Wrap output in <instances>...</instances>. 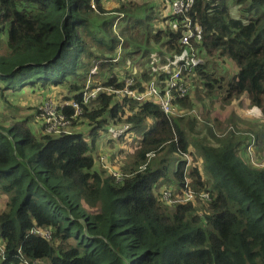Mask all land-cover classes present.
<instances>
[{
  "label": "trees",
  "instance_id": "trees-1",
  "mask_svg": "<svg viewBox=\"0 0 264 264\" xmlns=\"http://www.w3.org/2000/svg\"><path fill=\"white\" fill-rule=\"evenodd\" d=\"M103 1L0 0V194L7 198L0 264H264V167L246 159L229 134L220 138L202 125L200 137L197 121L187 119H198L188 108L190 92L176 95L180 115L170 117L154 102L101 92L92 101L97 106H84L82 118L73 120H86L87 133L49 134L43 124L35 126L37 114L9 113L19 108L8 92L26 88H64L63 100L81 102L87 88L122 90L126 76L142 91L153 80L149 72L130 66L119 74L120 61L129 43L137 55L141 46L162 42L179 58H191L185 53L195 49L206 61L231 60L237 72L228 78L210 74L205 62L189 69L205 79L207 97L230 105L245 95L264 116V0H192L190 46L180 45L181 26L155 29L147 4L109 12ZM132 9H144L145 19L135 11L125 16ZM127 18L116 32L115 24ZM149 119L154 124L134 162L120 169L122 179L99 166L94 151L105 126L114 124L119 136L126 126V136ZM195 153L201 165L192 167L186 157ZM186 186L209 199L162 200L164 190L182 196ZM37 229L51 230V239L33 234Z\"/></svg>",
  "mask_w": 264,
  "mask_h": 264
},
{
  "label": "rangeland",
  "instance_id": "rangeland-1",
  "mask_svg": "<svg viewBox=\"0 0 264 264\" xmlns=\"http://www.w3.org/2000/svg\"><path fill=\"white\" fill-rule=\"evenodd\" d=\"M143 4L148 3L147 7L150 8L149 12L153 17L150 18V22H155V29L166 30L167 24L164 22L162 17H166L165 13L159 8L160 0H135ZM146 1V2H144ZM104 2V1H103ZM130 3L128 0H109L108 4L103 3L107 11H111L116 6H121L122 4ZM136 3V2H132ZM232 4V3H231ZM152 6V7H151ZM133 11L140 14L138 17L145 19L146 12L144 9L138 11V9H132L130 12H126L125 16H132ZM119 16H124L119 14ZM157 18V19H155ZM131 22L134 20L130 19ZM128 23L127 20H119L114 27L116 32H119L120 26H125ZM133 23L131 24V26ZM136 29H133L132 32H135ZM141 30V29H140ZM128 35V34H127ZM141 35V33L139 34ZM164 41V40H163ZM136 43L137 42H133ZM159 43L156 47L152 46L150 49H144L141 46V53L137 55L130 53L132 49V44L129 43V47L126 51L125 58L121 59V65L119 74H125V71L130 69V66H133L134 70L139 73L149 72V77L154 80L158 79L161 74H163L167 69H174L178 67V62L182 59L179 58V55L169 53L166 48ZM150 52V53H149ZM186 56L183 57L190 64L194 62L196 65L201 62H205L207 66V71L210 74L215 76L217 73H224V76L230 77L232 74L237 72V67L235 64L225 58L221 59H209L206 61L204 55L198 50L186 51ZM172 58H175L173 61ZM101 79V78H100ZM193 88L190 90L189 106L188 108H194L196 116L199 119L187 118L188 120H196L198 125L195 127L200 134V137L203 138L204 131L202 125H207L211 127L214 133L222 138L229 134L232 137L234 145L240 146L244 157L249 158L253 164L264 167V116L262 110L253 106L247 96H243L239 101L234 100L230 105L224 104L222 100L216 99L215 96L207 97L206 96V87L205 79L198 74L194 77ZM63 95H67V92L64 88H54L49 91H34L30 88H26L23 92H13L9 91V101L18 111L8 110L10 114H15L17 118H26L29 116L35 115V126L40 130L41 125L43 124L42 117L40 118L39 108L42 106L43 102L48 99H53L56 104L61 103ZM97 106L93 102L88 106L90 109H93ZM17 110V109H16ZM1 111V107H0ZM257 112V113H256ZM82 118V117H81ZM80 118V119H81ZM5 123V122H3ZM154 121L149 119L145 125L140 128V130L133 132L132 134L125 133L128 132L130 128L126 126H121L124 128L120 130L121 136L117 135L114 131L116 127L114 124L105 126V129L99 133L96 142V148L94 155L97 161L101 157L108 158L107 164L113 168L116 172H120L121 168L125 166H130L134 162V153L138 148L140 139L142 138L144 132L150 130L153 126ZM89 124L86 120H80L79 123L72 125L67 131L68 132H81L87 133L89 131ZM35 133L37 129L33 128ZM119 129V128H117ZM251 158V159H250ZM187 162L190 166L194 167L195 165L200 166L201 160L198 154L193 156L186 157ZM99 164V163H98ZM99 166H101L99 164ZM120 170V171H119ZM165 186V185H163ZM177 188L176 186H171ZM190 187V186H189ZM166 186L164 187V189ZM170 190L173 188L168 187ZM191 188V187H190ZM192 189V188H191ZM194 191V189H192ZM195 192V191H194ZM196 193V192H195ZM175 193L173 192V195ZM180 195L175 194V199H178ZM200 199H196L195 202ZM7 202L6 196L0 194V212L5 208V203ZM201 207V204L199 205ZM2 247V245L0 244ZM1 262V258H0Z\"/></svg>",
  "mask_w": 264,
  "mask_h": 264
},
{
  "label": "built area",
  "instance_id": "built-area-1",
  "mask_svg": "<svg viewBox=\"0 0 264 264\" xmlns=\"http://www.w3.org/2000/svg\"><path fill=\"white\" fill-rule=\"evenodd\" d=\"M163 2V12L166 15V17L163 18H166L165 22L167 27L172 30H177L179 26H181L183 32L180 45L190 46V38L193 36L194 24L188 15L192 8V0H163ZM179 16H184L183 20H181V25H179L178 21ZM181 60H183L185 64L180 66L178 65V67L172 70L167 69L166 72L168 73V76L165 80H151L150 82L142 85V91L136 87V81L134 78L125 76L121 78V81L125 84L122 90H115L113 88L106 89L103 87H97L94 90H89L87 88L81 93V102L62 99L61 103L56 104L53 99L44 101L42 106L39 108V114L40 118L42 117L46 132L54 135L72 133L67 130L72 126L73 120L82 117L84 106L88 107L92 101L96 100L97 96L101 92L114 94L119 99H133L138 101L140 104L154 102L160 106L161 110L168 117L179 116L180 114L178 108L174 105L175 97L176 95L184 97L190 92V89L193 88L192 82L194 73H192L189 69V66H196L194 62L190 64L186 59L182 58ZM184 69H186V73H184ZM95 71H93V73ZM69 110H72V113H69ZM107 162L108 158L106 157H101L98 161L101 167L108 169L109 172L118 180L122 179L123 175L121 172H116L107 164ZM197 196L201 199H209L207 194L196 195V193L188 186L185 187L183 195L178 199H174L171 191L169 190H164L162 192V200L167 204L190 203L195 201ZM33 234L40 235L46 240H50L52 231L49 229H37L33 231ZM0 257H3V248L1 246ZM22 261L23 264H29V262L24 259Z\"/></svg>",
  "mask_w": 264,
  "mask_h": 264
},
{
  "label": "crops",
  "instance_id": "crops-1",
  "mask_svg": "<svg viewBox=\"0 0 264 264\" xmlns=\"http://www.w3.org/2000/svg\"><path fill=\"white\" fill-rule=\"evenodd\" d=\"M129 2H136V3H140V2H138V1H135V0H128ZM147 1V0H146ZM146 1H144V2H146ZM106 4H108V2H109V0H105L104 1ZM143 4H148V3H143ZM163 4H164V2H163V0H160V5H159V8L163 11ZM119 6H116L114 9H116V8H118ZM152 7V6H151ZM163 18V17H162ZM165 22V21H164ZM257 113V112H256Z\"/></svg>",
  "mask_w": 264,
  "mask_h": 264
}]
</instances>
